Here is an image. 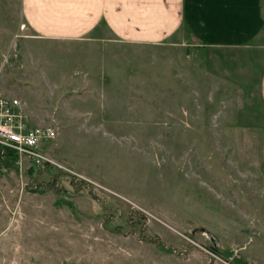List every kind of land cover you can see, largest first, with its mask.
<instances>
[{"label": "rangeland", "instance_id": "rangeland-1", "mask_svg": "<svg viewBox=\"0 0 264 264\" xmlns=\"http://www.w3.org/2000/svg\"><path fill=\"white\" fill-rule=\"evenodd\" d=\"M40 38L0 0V88L53 164L0 163V264H264V135L192 47Z\"/></svg>", "mask_w": 264, "mask_h": 264}, {"label": "crops", "instance_id": "crops-1", "mask_svg": "<svg viewBox=\"0 0 264 264\" xmlns=\"http://www.w3.org/2000/svg\"><path fill=\"white\" fill-rule=\"evenodd\" d=\"M40 38L74 40L103 26L116 39L192 47L206 69L234 84L241 127L264 135V0H20Z\"/></svg>", "mask_w": 264, "mask_h": 264}, {"label": "built area", "instance_id": "built-area-1", "mask_svg": "<svg viewBox=\"0 0 264 264\" xmlns=\"http://www.w3.org/2000/svg\"><path fill=\"white\" fill-rule=\"evenodd\" d=\"M53 138L50 127L31 124L25 104L17 97L5 95L0 88V150L15 156V163L23 160L38 166L53 164L41 151Z\"/></svg>", "mask_w": 264, "mask_h": 264}, {"label": "trees", "instance_id": "trees-1", "mask_svg": "<svg viewBox=\"0 0 264 264\" xmlns=\"http://www.w3.org/2000/svg\"><path fill=\"white\" fill-rule=\"evenodd\" d=\"M15 161V156L9 152V151H4L2 152L0 150V163H2L5 166L11 165Z\"/></svg>", "mask_w": 264, "mask_h": 264}]
</instances>
